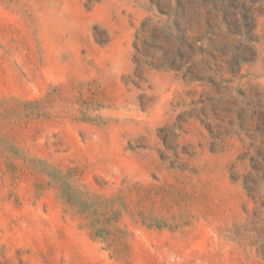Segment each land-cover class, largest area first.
Returning <instances> with one entry per match:
<instances>
[{"label": "rangeland", "instance_id": "374dc122", "mask_svg": "<svg viewBox=\"0 0 264 264\" xmlns=\"http://www.w3.org/2000/svg\"><path fill=\"white\" fill-rule=\"evenodd\" d=\"M0 264H264V0H0Z\"/></svg>", "mask_w": 264, "mask_h": 264}]
</instances>
